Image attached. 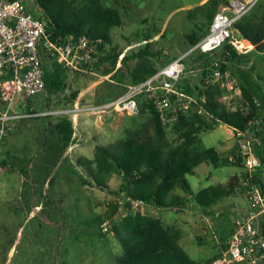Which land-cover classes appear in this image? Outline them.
I'll list each match as a JSON object with an SVG mask.
<instances>
[{"label": "rangeland", "instance_id": "obj_1", "mask_svg": "<svg viewBox=\"0 0 264 264\" xmlns=\"http://www.w3.org/2000/svg\"><path fill=\"white\" fill-rule=\"evenodd\" d=\"M24 1L32 12L38 14L33 0ZM73 1L77 5L86 2ZM101 1L106 6L118 7L123 17L122 25L112 29V41L103 42L105 57L119 53L113 71L107 73L112 63L103 59L96 64V74L70 72L65 92L52 94L44 90L32 96L27 102L28 108L43 114L21 119L1 145L0 264H117V256L124 251L121 236L126 232L121 229L119 235L114 227H119L121 219L129 213H154L158 207L151 203L139 204L136 199L129 206L127 202L131 201L126 200L123 193L82 185L78 176L68 169L77 167L80 155L92 158L97 144H110L127 137L132 131H146L151 116L144 106L146 98H139L140 112L133 116L91 109L75 113L73 109L106 103L124 93L131 83L129 71L141 60L133 54L147 45L157 68L190 51L193 46L186 36L202 17L192 20L187 15L188 10L207 0ZM222 1L218 10L230 0ZM263 8L264 0H259L251 13L259 14ZM234 36L237 35L234 33ZM253 50L250 61L230 63L220 81L223 100L230 109L241 106L243 101L241 70L263 77L261 82L264 85V59ZM219 52L213 53L212 61ZM194 54L187 56L186 63L190 64L183 74L192 86L201 84L205 70L203 63L192 62ZM124 55L129 57L121 62ZM73 92H77L74 101L71 100ZM198 108L196 102H192L187 104L186 112L195 113ZM62 115H69L75 125L77 144L74 142L67 150H63L49 125ZM259 133L264 134V129ZM255 134V131H248L242 135L221 123L215 129L203 130L200 137L204 147L215 146L230 154L233 149L230 145L234 143L232 146L241 154L240 138H252ZM168 137L170 140L175 137L170 127ZM77 168L87 174L83 167ZM262 171L264 175L261 165L258 172ZM235 173L242 174L241 167H215L211 163H202L188 179L197 192L201 187L226 182ZM121 184L119 174L109 181L110 188L116 192ZM178 192L189 199L187 205L177 209L163 207L159 209L160 213L168 218H176L174 214L182 217V220H172L170 224L183 229L180 243L189 256L206 264L219 244L233 232L235 221L244 217V212H237L235 204L248 207L246 189L241 184L231 197L224 198L213 208H204L191 195L180 189ZM114 203L119 204L114 218L98 228L95 218L110 211Z\"/></svg>", "mask_w": 264, "mask_h": 264}, {"label": "trees", "instance_id": "obj_2", "mask_svg": "<svg viewBox=\"0 0 264 264\" xmlns=\"http://www.w3.org/2000/svg\"><path fill=\"white\" fill-rule=\"evenodd\" d=\"M33 1L38 8L36 15L47 20L48 33L52 39L74 34L100 38L104 43L111 42L112 29L123 23L120 9L106 6L101 0H86L82 5H77L73 0ZM222 4V0H207L188 10L190 19L202 17L195 22L193 31L186 36L192 46L208 34L214 16ZM252 10L237 21L234 28L241 37L252 42L256 50L264 52V8L259 14L251 13ZM103 46L102 43L97 62L99 64L103 59L110 60L112 66L107 70L110 73L117 65L119 53L105 57L102 54ZM216 50H220L215 56L220 60L224 73L229 69L230 63L250 61L249 55L239 53L229 40ZM216 50L194 54L192 62L205 65L200 85L192 86L185 75H182L178 83L182 92L196 99L199 107L197 112H181L173 125L166 126L155 107L149 102L145 103L144 106L151 114L146 131H132L127 137L110 144H97L92 158L80 155L77 158V167H83L87 174L82 173L76 166L68 167L78 176L81 184L107 189L111 193L120 192L126 200H142L158 207L187 205L189 199L178 192L179 189L191 195L204 208L231 197L242 184L244 174L235 173L226 182L208 185L197 192L193 190L188 176L195 174L196 167L202 163H211L215 167L243 166V157L234 147L230 154L219 151L215 146L204 147L199 134L206 129H215L221 123L242 133L264 129V85L261 82L262 77L253 76L249 70H241L240 75L244 80L241 89L243 101L241 106L230 109L223 100L221 82L205 81ZM133 56L140 57L141 60L129 71L132 84L146 80L159 70L148 53V45ZM128 57L124 55L121 62H125ZM44 61L45 90L52 94L65 92L69 70L56 60L45 58ZM76 96L77 92H73L71 100L74 101ZM49 125L63 150H67L76 141L74 122L69 115L58 116ZM169 127L175 134L172 140L168 137ZM262 140L256 152L264 168V138ZM231 154L236 156L234 161L229 159ZM115 174L122 176L118 192L113 191L109 185ZM255 181L264 188L263 171L255 174ZM127 204L130 206L131 202L128 201ZM110 207V211L95 218L98 228L114 218L119 204L114 203ZM114 229L119 235L122 233L121 229L126 232L121 236L124 251L117 256V264H202L191 258L181 245L183 231L165 224L159 217L140 211L129 213L121 219L119 227ZM226 240H223V247L226 246ZM219 255L220 252L215 253L206 264H210Z\"/></svg>", "mask_w": 264, "mask_h": 264}, {"label": "built area", "instance_id": "obj_3", "mask_svg": "<svg viewBox=\"0 0 264 264\" xmlns=\"http://www.w3.org/2000/svg\"><path fill=\"white\" fill-rule=\"evenodd\" d=\"M258 1L230 0L216 12L208 34L190 51L171 60L146 80L127 85L125 92L113 100L89 108L77 106L73 111H117L133 116L140 112L139 98L145 97L159 112L163 124L173 125L180 113L186 112L187 104L196 102L178 87L187 69V56L195 52H212L227 40L235 44V23ZM103 42L100 38L74 34L52 39L47 20L32 12L24 0H0V149L21 119L43 114L29 109L27 102L45 90L44 59L56 60L69 72L96 74ZM208 69L207 83L222 80L224 72L219 59L213 60ZM255 133L252 138L245 136L240 141L242 184L249 205L244 208V217L235 221L226 246L210 264H264V188L255 181V174L261 167L256 148L262 144L264 134L259 130ZM229 159L234 161L236 156L231 154Z\"/></svg>", "mask_w": 264, "mask_h": 264}, {"label": "crops", "instance_id": "obj_4", "mask_svg": "<svg viewBox=\"0 0 264 264\" xmlns=\"http://www.w3.org/2000/svg\"><path fill=\"white\" fill-rule=\"evenodd\" d=\"M234 33L237 35V36H234ZM233 37H234V41H235V44H234V46L238 49V51H239V53H244V54H248L249 55V57H251L252 56V54H253V52H254V50L253 49H255V45L252 43V42H250L249 40H247V39H245V38H243V37H241L239 34H238V32L235 30V28H234V30H233ZM256 50V49H255ZM257 52H259V54H260V56L262 57V59H264V52H261V51H258V50H256ZM262 79H263V77H262ZM261 79V80H262ZM129 84H132V83H129ZM128 84V85H129ZM75 126V125H74ZM230 127V126H229ZM232 128V127H231ZM232 130H235L237 133H242V132H240V131H237L236 129H234V128H232ZM76 133V132H75ZM199 136H200V134H199ZM201 138V137H200ZM240 141H241V138H240ZM76 142V141H75ZM76 144H77V142H76ZM234 144V143H233ZM232 144V145H233ZM232 145H230V147H234V146H232ZM231 148V149H232ZM201 188H203V187H201ZM220 202V201H219ZM216 205V204H215ZM215 205H213V206H211V207H209V208H213ZM235 207H236V209H237V212H244V207H243V205H241V204H235ZM155 208H157V209H155L154 210V213L152 212V213H149L148 215H150V216H153V217H159V218H161L162 219V221L164 222V223H166L167 225H169V226H172L170 223L172 222V220H182V217L181 216H179V215H177V216H175V214H174V217H176V218H168V217H166V216H164V215H162V213H160V208H163V207H155ZM164 208H167V207H164ZM177 208H179V207H175V209H177ZM31 210V209H30ZM29 210V211H30ZM29 211H28V214H29ZM179 228V227H178ZM180 229L181 230H183L181 227H180ZM181 240V239H180ZM223 243V242H222ZM222 243H220L219 244V248H217V251L215 252V253H217V252H220L221 250H222V248H223V246H222ZM217 247V246H216ZM10 253H12V250H11V252Z\"/></svg>", "mask_w": 264, "mask_h": 264}]
</instances>
